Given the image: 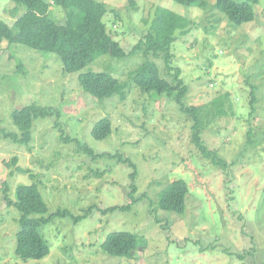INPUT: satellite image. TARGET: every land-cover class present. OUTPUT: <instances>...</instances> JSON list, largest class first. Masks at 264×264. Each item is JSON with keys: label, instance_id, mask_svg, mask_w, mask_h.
I'll return each instance as SVG.
<instances>
[{"label": "rangeland", "instance_id": "obj_1", "mask_svg": "<svg viewBox=\"0 0 264 264\" xmlns=\"http://www.w3.org/2000/svg\"><path fill=\"white\" fill-rule=\"evenodd\" d=\"M98 1L108 9V34L126 53L120 60L105 55L65 75L54 54L0 47V131L21 139L11 115L32 103L61 112L58 119L34 120L28 144L0 134V264H264V0L254 6V22L239 27L213 8L215 0H203L206 9L171 0ZM15 8L0 0V20L12 25L25 11ZM158 8L190 25L186 34H177L169 64L163 54L149 58L166 79L169 67L180 72L187 87L184 103L200 108L204 117L199 139L226 169L203 156L192 118L176 101L146 94L130 82L147 60L134 47ZM50 10L63 22L59 9ZM87 72L112 74L124 85L122 95L99 102L84 94L78 77ZM103 118L111 120L112 133L96 141L91 130ZM76 140L95 155L130 160L138 201L129 197L132 168L108 156L92 159ZM175 180L189 189L183 216L156 208L159 194ZM32 184L47 205L45 218H54L40 229L50 253L24 261L16 254L19 214L7 205L4 190L14 200L19 185ZM131 203L125 212L104 213ZM114 232L137 237L129 257L102 252Z\"/></svg>", "mask_w": 264, "mask_h": 264}, {"label": "trees", "instance_id": "obj_2", "mask_svg": "<svg viewBox=\"0 0 264 264\" xmlns=\"http://www.w3.org/2000/svg\"><path fill=\"white\" fill-rule=\"evenodd\" d=\"M16 5L14 12L20 7L25 11L17 17L12 25L0 20V47L7 43L8 46L21 45L43 54H54L61 61L63 73L71 75L79 73L88 65L102 56L109 55L114 59H122L126 53L107 32L104 17L108 14L106 5L98 0H10ZM174 3L186 7H199L206 9L203 0H171ZM257 0L237 2L235 0H215L213 8L236 27L254 22L256 15L254 6ZM134 6V1L130 2ZM50 7L59 9L63 15V22L53 17ZM111 12V11H110ZM190 21L179 14L166 8L155 10L149 28L138 43L135 50H142L147 58L136 71L130 75V82L136 88L146 94L154 93L158 96L165 95L176 101L180 110L192 118V131L194 142L204 157L211 159L215 167L226 169L227 165L218 158L214 151H210L199 139V134L204 125L200 108L187 107L184 103L187 87L180 77V72L169 67L166 78L161 74L158 64L149 56L159 58L160 54L169 64V52L173 43L177 41V34H186ZM170 77V79H169ZM78 84L82 92L91 98L101 102L114 95H122L123 83L110 73L87 72L80 74ZM222 112L219 111V114ZM60 110L52 107H42L35 103L15 110L11 118L17 130L21 133V139L15 133H5V138L19 144H28L31 141V130L34 120L46 118H60ZM112 133V123L109 118L99 120L91 130V136L96 141H103ZM250 133L248 134V136ZM255 138V137H253ZM254 140V139H253ZM68 141V139H67ZM77 146L84 150L92 159L109 158L127 164L133 169L129 175L131 184L129 197L133 199L136 193L135 165L121 155H95L86 144L75 141ZM8 206H13L18 214L19 231L17 233V256L24 260H41L50 253L48 244L43 239L40 231L43 225L48 224L54 215L45 218L48 212L47 205L37 185H19L15 191V199L9 197L8 189L4 190ZM189 189L185 181L175 180L159 194L157 209L166 213L183 216L186 211V197ZM129 205L109 208L107 212H125ZM61 212H58L59 214ZM61 215H64L62 212ZM81 219L75 220L78 222ZM138 246L135 235L126 232H114L109 234L101 245L105 255L115 258L129 257Z\"/></svg>", "mask_w": 264, "mask_h": 264}]
</instances>
